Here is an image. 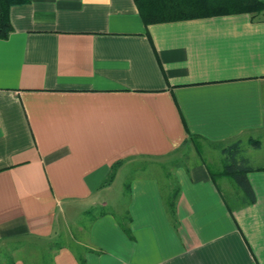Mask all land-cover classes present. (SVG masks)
Instances as JSON below:
<instances>
[{
	"label": "crops",
	"instance_id": "1",
	"mask_svg": "<svg viewBox=\"0 0 264 264\" xmlns=\"http://www.w3.org/2000/svg\"><path fill=\"white\" fill-rule=\"evenodd\" d=\"M9 21L0 247L264 264V11L146 26L133 0H27ZM236 143L250 204L220 175Z\"/></svg>",
	"mask_w": 264,
	"mask_h": 264
},
{
	"label": "trees",
	"instance_id": "2",
	"mask_svg": "<svg viewBox=\"0 0 264 264\" xmlns=\"http://www.w3.org/2000/svg\"><path fill=\"white\" fill-rule=\"evenodd\" d=\"M27 0H0V39L11 32L9 10L25 4ZM144 25L167 23L232 14H259L264 11L262 0H133ZM227 155L221 176H229L243 194V202L255 201L254 193L246 178L250 170L244 159H238V144L223 151Z\"/></svg>",
	"mask_w": 264,
	"mask_h": 264
},
{
	"label": "rangeland",
	"instance_id": "3",
	"mask_svg": "<svg viewBox=\"0 0 264 264\" xmlns=\"http://www.w3.org/2000/svg\"><path fill=\"white\" fill-rule=\"evenodd\" d=\"M14 248L15 245L0 247V264H17L20 260H23L24 264H36L38 257H46V252L36 246L26 245L18 252H15ZM41 260L44 261L43 258Z\"/></svg>",
	"mask_w": 264,
	"mask_h": 264
},
{
	"label": "built area",
	"instance_id": "4",
	"mask_svg": "<svg viewBox=\"0 0 264 264\" xmlns=\"http://www.w3.org/2000/svg\"><path fill=\"white\" fill-rule=\"evenodd\" d=\"M262 1H264V0H262Z\"/></svg>",
	"mask_w": 264,
	"mask_h": 264
}]
</instances>
